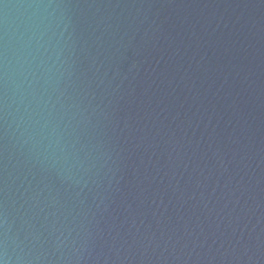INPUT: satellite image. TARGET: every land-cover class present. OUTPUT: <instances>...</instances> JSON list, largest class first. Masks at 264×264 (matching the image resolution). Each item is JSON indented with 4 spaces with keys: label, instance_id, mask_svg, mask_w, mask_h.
<instances>
[{
    "label": "water",
    "instance_id": "water-1",
    "mask_svg": "<svg viewBox=\"0 0 264 264\" xmlns=\"http://www.w3.org/2000/svg\"><path fill=\"white\" fill-rule=\"evenodd\" d=\"M0 264H264V0H0Z\"/></svg>",
    "mask_w": 264,
    "mask_h": 264
}]
</instances>
